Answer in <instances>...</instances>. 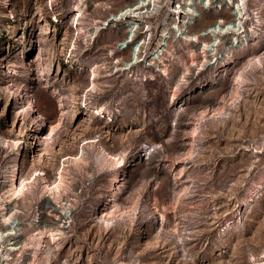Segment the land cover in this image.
<instances>
[{"label":"rangeland","instance_id":"rangeland-1","mask_svg":"<svg viewBox=\"0 0 264 264\" xmlns=\"http://www.w3.org/2000/svg\"><path fill=\"white\" fill-rule=\"evenodd\" d=\"M142 1L0 0V264H264V0Z\"/></svg>","mask_w":264,"mask_h":264},{"label":"bare ground","instance_id":"bare-ground-1","mask_svg":"<svg viewBox=\"0 0 264 264\" xmlns=\"http://www.w3.org/2000/svg\"><path fill=\"white\" fill-rule=\"evenodd\" d=\"M144 1V0H143ZM141 2L140 4H138V5H136V6H134L135 8H132V7H130V9L129 8H127V9H125L124 8V10L125 11H120V16H122V15H124V14H126V13H128V14H131V15H134V13H135V10H137L140 6H143V5H145V1L144 2ZM154 1V0H153ZM77 11V15L78 16H80V11L77 9L76 10ZM140 14V13H139ZM146 14V13H145ZM127 16V15H126ZM135 16V15H134ZM140 16V15H139ZM136 17V16H135ZM231 23L229 22V23H227V22H223V21H219L216 25H215V27H214V29L212 30V31H216V32H218V33H221V34H227V33H229L230 31H233V26H231L230 25ZM96 31L97 30H95V31H93L92 33H96ZM210 32V31H209ZM213 32V33H214ZM211 33V32H210ZM220 34V35H221ZM208 35V34H207ZM201 37V36H200ZM186 40H189V41H191V42H196L197 40H198V36L197 35H186ZM209 47H210V44H208V43H204L203 44V46H202V50L204 51L203 53H205V52H207L208 50H209ZM129 57H130V55H127L126 56V59H129ZM131 58V57H130ZM92 70V69H91ZM92 75V74H91ZM93 76H94V73H93ZM239 77V76H238ZM94 79V78H93ZM240 79V81L242 80V78L241 77H239L238 78V80ZM91 89L92 90H94L95 89V86H94V84H92L91 83ZM61 103V102H60ZM1 143L2 144H4V146H6V145H8V141H5V140H1ZM12 145H13V147L14 148H16L17 147V142L16 141H12ZM12 147V146H11ZM14 150V149H13ZM17 151V150H16ZM76 159V158H75ZM65 162V161H64ZM62 166H64V164H62ZM12 170V174H13V176H12V179L10 180V183H11V185H10V189H8V191H10L11 192V194L12 195H15V196H19V195H22L24 192V185L23 186H17L16 185V174H17V171H18V168L17 167H13V169H11ZM11 177V176H10ZM33 181V178H32V180H30V181H28V184H30L31 182ZM60 183H62V175H61V173H59V177H58V183L57 184H55L53 187H48L47 188V186H46V188L48 189L47 191H48V195H47V198L45 199V206H47L48 208H50V207H52L51 205H49L50 204V201H49V199H48V196H52V197H55V195H58L59 194V191H60V187H61V184ZM1 192V191H0ZM11 194H9V195H11ZM2 195H1V193H0V197H1ZM14 208V207H13ZM12 208V209H13ZM12 209H10L9 211H7L6 213H1V215H0V242H1V240L3 239V237H14V238H11L10 239V243L8 244V245H12L15 241H16V239H15V237H17V233H16V229H15V218H14V216H15V214H16V211H13ZM0 211H2V209L0 208ZM7 227V229H4V230H1V228L2 227ZM56 235V231H54V230H52V229H45V236L46 237H48V238H51V239H53L54 238V236ZM10 249H14V248H12V247H9L8 248V250H10ZM6 257H8L7 255H6Z\"/></svg>","mask_w":264,"mask_h":264}]
</instances>
